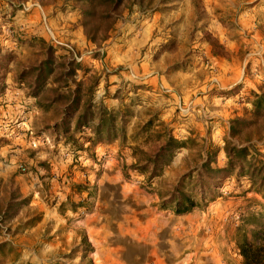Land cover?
Wrapping results in <instances>:
<instances>
[{"label":"rangeland","instance_id":"1","mask_svg":"<svg viewBox=\"0 0 264 264\" xmlns=\"http://www.w3.org/2000/svg\"><path fill=\"white\" fill-rule=\"evenodd\" d=\"M26 1H37L40 6L31 7L38 10L42 33L35 37L39 55L33 62L42 57L45 44L54 49L56 60L70 59L63 47L50 44L48 28L82 55L76 62L75 78L85 84L95 78L93 101L99 104L103 98L101 104L106 108H128L130 116L123 141L90 145L79 156L62 135L45 128L52 121V112H43L40 128L28 139L30 147L12 141L13 132L0 134V143L17 145L0 154L6 165L5 170L2 167L6 181L0 178V232L21 231L39 219L40 212L27 206L30 194L36 191L47 198L48 208L66 213L57 219L65 231H74L73 236L78 237L77 245L68 251L57 250L53 257L51 252L49 260L39 264H87V260L89 264H242L236 243L243 234L250 237L255 228L248 222V213L264 216V199L247 180L238 182L232 175L221 182L219 195L205 206L176 215L159 206V196L193 164L199 147L181 149L149 183L125 166L132 161L128 148L131 130L150 116L165 123L175 137L204 139L221 146L229 120L248 114L250 90L257 91L264 78V0H123V9L106 39L93 43L83 34L86 44L80 48L64 21L54 18L56 27L49 22L55 13L79 15L77 7L67 10L61 2L48 14L40 0H4L10 10L2 13L0 5V36L13 49L26 33L15 24L13 10L28 13L31 8L23 11L18 5ZM206 36L222 45L216 49L220 55L211 52ZM252 142L264 152L262 133ZM90 152L96 156L94 161ZM61 159L67 160L66 165ZM222 162L219 154L217 164ZM30 176L37 184L23 196L27 202L17 204L14 213L4 218L7 203L23 198L13 178L27 180ZM87 218L92 227H85ZM80 234L88 243L85 257L81 256ZM74 248L77 250L70 253ZM6 251L9 253L7 245ZM13 264L32 262L20 255Z\"/></svg>","mask_w":264,"mask_h":264},{"label":"trees","instance_id":"2","mask_svg":"<svg viewBox=\"0 0 264 264\" xmlns=\"http://www.w3.org/2000/svg\"><path fill=\"white\" fill-rule=\"evenodd\" d=\"M72 1L79 11L83 34L93 43L106 39L108 30L123 9V0ZM95 18L98 21H94ZM206 37L211 52L220 55L216 49H222V45L216 39ZM11 56L9 51L0 50V70L7 69ZM78 68L79 64L71 57L64 61L56 60L54 49L45 44L42 57L17 74L18 82L27 85V94L34 98V105L44 113L52 112V121L46 123L45 128L62 135L77 156L86 154L93 144L106 145L116 139L123 141L130 116L128 108L113 110L95 103L91 94L95 78L89 84L76 79ZM2 90L0 76V92ZM250 91L251 107L248 114L229 120L221 146L204 139L198 142L191 137H175L167 125L154 116L138 123L131 130L132 144L128 148L132 161L125 167L145 176L147 183L159 176L181 149L191 151L199 147L195 151L193 164L159 196L161 208L169 209L176 215L201 208L219 195L221 182L232 175L238 182L241 178L247 180L249 187L259 192L264 199V152L260 153L252 142L259 134L264 135V78L257 91ZM90 153L94 161L96 156ZM219 154L223 157L220 165L217 164ZM76 186L79 188V184ZM26 200L27 197H23L9 201L2 216L9 218L17 204H24ZM248 215V222L255 228L250 237L242 235L236 248L242 264H264V216L259 212H249ZM4 243L0 242V247ZM79 245L81 256L85 257L88 243L83 234H80ZM76 250L74 248L70 253Z\"/></svg>","mask_w":264,"mask_h":264},{"label":"crops","instance_id":"3","mask_svg":"<svg viewBox=\"0 0 264 264\" xmlns=\"http://www.w3.org/2000/svg\"><path fill=\"white\" fill-rule=\"evenodd\" d=\"M61 2L66 5L67 10H76V6L69 0H40V5L43 11L49 14L51 9L55 7L54 5ZM0 5L3 8L2 13L10 10V6L4 3V0H0ZM13 16L15 24L17 26L21 25L20 27L24 28L26 33L23 34L21 40L19 39L16 49H13V44L9 40H4L0 36V50L10 51L13 49L11 50L13 57L7 65V69L5 71L0 70L3 85V91L0 92V134L13 132L15 140L12 139V141L20 143L21 147L24 148L31 146V142L28 139L33 131L36 132L40 128L44 113L34 105V98L27 94V85L24 82H18L17 74L21 69L33 64V58L38 57L39 49L35 48V37L37 35L41 36L42 33L38 24V10L36 8H31L26 14H22L20 10H13ZM56 17H59L66 26H69L68 34L72 37L75 46L78 48L85 46L86 39L79 23V15L73 12L68 13L67 11L60 12L59 16L55 13V16L49 17V22L53 27L57 26L54 19ZM99 102L104 103L103 98ZM190 103L193 107L195 100H191ZM193 108L196 107L194 106ZM8 120L11 124L6 125ZM187 120H190V118L188 117ZM196 121H193L192 124L197 125ZM55 144L60 146L58 141ZM33 145H35L34 142H32V147ZM16 146V144L8 145L1 142L0 154L8 153L10 148H16ZM61 148H64V146L61 145ZM96 148L98 149V147ZM61 163L64 166L67 160L61 159ZM2 167L5 170L6 165L0 161V178L2 179L1 181L5 182L6 176L2 175ZM13 183L21 192L20 197H23L29 195L31 187L37 184V180L33 176H30L27 180L18 177L13 178ZM46 202L47 198L44 199L41 195L39 197L37 192L33 191L29 196L27 206L40 212L39 219L30 227L23 228L21 231L0 232V242H6L4 247H0V264H13L20 258V255L28 257L32 264H39L47 259L49 260L51 252V257H53L57 250L68 251L78 244V237L73 236L74 231H65L64 226L57 219V217L63 218L66 213L61 215L54 206L48 208ZM85 222L86 228L92 227L90 218L85 219ZM86 231L87 229H85ZM6 245L7 248L9 247V253L6 251ZM102 258L107 260L106 257ZM105 260L103 261L105 262Z\"/></svg>","mask_w":264,"mask_h":264},{"label":"built area","instance_id":"4","mask_svg":"<svg viewBox=\"0 0 264 264\" xmlns=\"http://www.w3.org/2000/svg\"><path fill=\"white\" fill-rule=\"evenodd\" d=\"M18 5L20 6L21 10L26 11L31 7H37L38 9H40L39 3L37 1H26V2H20L18 3ZM41 19L44 23L45 21V17L44 14H41ZM46 27V26H45ZM47 31L49 33L50 36V44H52L53 46H59V47H63V49L66 50L67 54H69V56L75 60L76 62H80L82 59V55L77 52L73 45L71 44L70 41L68 40H60L57 39L47 28ZM19 168L21 170H24V168L22 166H19Z\"/></svg>","mask_w":264,"mask_h":264}]
</instances>
